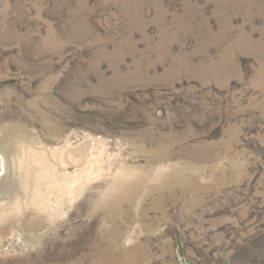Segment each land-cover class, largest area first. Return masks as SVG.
Returning a JSON list of instances; mask_svg holds the SVG:
<instances>
[{
    "label": "rangeland",
    "instance_id": "obj_1",
    "mask_svg": "<svg viewBox=\"0 0 264 264\" xmlns=\"http://www.w3.org/2000/svg\"><path fill=\"white\" fill-rule=\"evenodd\" d=\"M0 149V264H264V0H0Z\"/></svg>",
    "mask_w": 264,
    "mask_h": 264
},
{
    "label": "bare ground",
    "instance_id": "obj_2",
    "mask_svg": "<svg viewBox=\"0 0 264 264\" xmlns=\"http://www.w3.org/2000/svg\"><path fill=\"white\" fill-rule=\"evenodd\" d=\"M8 140V139H7ZM13 145H16L18 142L16 140H13ZM10 144V143H9ZM6 147V146H5ZM4 147V148H5ZM1 150V149H0ZM2 151V150H1ZM3 152V151H2ZM9 152V150H8ZM24 152V151H23ZM46 152V151H45ZM44 152V153H45ZM73 153V152H72ZM7 154V153H6ZM23 154V153H22ZM71 154V152L69 153ZM9 155V154H8ZM12 155V154H11ZM14 155V154H13ZM31 155V154H29ZM32 157L29 159H21L18 163H19V167L20 169H25V178H33L34 181L36 182V186L34 187V190L32 192L33 197V203H39V205H43L44 204V198L49 196H60L65 197V196H72L74 195V193L77 190H83L85 187V179L84 177H77V176H72L68 173V171L65 168V164L66 162H62V167L60 169H58L56 166L54 165H49L47 164V161L45 160L46 158H44L43 153L40 155H31ZM77 156V158L79 157V155H75ZM6 158V156H5ZM4 158V160H5ZM76 157H72L71 155L69 156V160L70 162H72V164L77 165V167L80 166L79 164V160ZM7 159V158H6ZM13 159V158H12ZM19 160V159H18ZM13 161V160H12ZM11 161V162H12ZM1 162L2 161V156L0 155V171L1 170ZM7 162V161H6ZM3 164L5 165V163L3 162ZM4 169V168H3ZM8 171V170H7ZM91 170H89L86 174L87 178H89L91 172ZM10 172V171H9ZM22 172V171H21ZM6 176V174H5ZM11 176V175H8ZM7 178V177H6ZM8 179V178H7ZM6 180V179H5ZM12 180V179H11ZM25 181V179H24ZM5 182V181H4ZM21 182V181H20ZM2 183V182H1ZM10 185V184H9ZM23 186H25L27 189V184L26 183H22ZM21 186V185H20ZM1 188L6 189L9 191V187L6 183H2L0 185ZM12 188V186H11ZM10 188V189H11ZM14 188V187H13ZM58 188V191H55V189ZM15 189V188H14ZM2 190V189H1ZM15 192V191H14ZM20 192V191H19ZM5 193V192H4ZM10 193V192H9ZM15 194V193H14ZM31 194V195H32ZM17 195V194H16ZM14 197V196H13ZM59 197V198H60ZM66 198V197H65ZM3 199V198H2ZM63 199V198H62ZM75 199V198H74ZM1 200V199H0ZM48 200V199H47ZM46 200V201H47ZM59 201V200H58ZM9 202V201H8ZM61 202V201H60ZM19 202H17L18 205ZM16 205V206H17ZM20 205V204H19ZM6 206V205H5ZM4 206V207H5ZM5 212V211H4ZM3 212V213H4Z\"/></svg>",
    "mask_w": 264,
    "mask_h": 264
}]
</instances>
